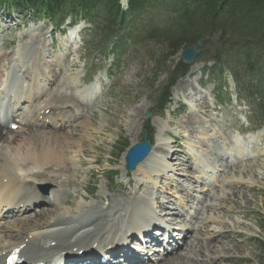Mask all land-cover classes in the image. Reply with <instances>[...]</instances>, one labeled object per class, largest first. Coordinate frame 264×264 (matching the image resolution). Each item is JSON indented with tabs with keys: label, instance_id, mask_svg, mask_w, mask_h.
<instances>
[{
	"label": "bare ground",
	"instance_id": "1",
	"mask_svg": "<svg viewBox=\"0 0 264 264\" xmlns=\"http://www.w3.org/2000/svg\"><path fill=\"white\" fill-rule=\"evenodd\" d=\"M76 29L77 27L75 31L78 33ZM24 35L27 34L21 36ZM22 38L20 40L24 44L23 48H26L32 40L29 37ZM36 56L40 57L41 65L35 60ZM15 57L13 76L19 79L17 73L23 72V75L29 74L30 80L25 89L21 87L23 91L8 97L6 93H2L0 100V115L3 113V117H0V214L3 211L2 207L5 206V213L0 215V219H7L4 222L0 221V264H5L9 257L15 255L33 264L50 261L55 255L62 253L71 255L74 249L90 251L67 262L61 261L59 264H152L147 252L152 249L147 245H158L162 250L161 257H155L157 260L154 264H226L237 258L246 259L242 238L251 235L250 229L231 218V215L236 210L238 199L247 200L242 189L244 186H249L250 182L243 181L241 177L239 180L228 179L229 191L222 185L217 191L207 190L208 195L203 197L204 201L209 199L207 209L202 208L198 215L193 211L194 214L191 215L196 221L191 222L186 219L185 211L182 210L183 213H180L176 207L174 211L166 208L165 204L169 198L163 197L158 188L156 192L149 194V199L144 197L147 183L156 184L158 180L162 183L160 180L167 174H177L178 167H184L186 175L191 174L189 170H194L188 161L185 162L186 165L183 164V159L174 153L181 140L180 133L183 132L173 128L171 135L168 136L171 143L164 144L158 140V146L151 147L147 157L132 171L136 172L132 179L128 177L129 173L124 171L122 178H126L127 185L134 183L133 191H112L114 195L107 203L100 194L90 197L93 200L91 203L81 196L79 199L83 203L73 199L68 206V199L64 200L67 198L66 189L71 186L74 192L76 189L82 190L84 176H81L80 181L76 176L82 166L81 158L87 155L85 150L92 149L86 144L89 143L88 140L93 139L94 133H102V129L106 130L111 126L110 119H107V122L100 119L99 127L95 129V121L98 118L96 112L92 110L97 105L93 97L100 96L96 84L81 92L73 93L72 98L76 102L69 107L66 106L67 103L60 90L63 92L76 88L73 83L79 77V73L72 77L63 74L58 78L55 69V74L51 75L45 70L50 68L46 64V56L37 50L33 53L31 50L29 55L18 51ZM7 58L5 53H0V63L7 61ZM3 66L2 64L1 68ZM195 70L196 67L191 66L189 73L193 74ZM182 93L191 94V98L195 97L191 100L195 104L192 103L190 110L198 111L197 107L203 109L208 107L204 94H201L197 87L179 83L175 94ZM5 102L11 103L8 111ZM90 102L94 103L90 104ZM68 107L70 109H67ZM21 109L22 112H16ZM6 111L7 114H4ZM207 112V110L203 111V115L206 116ZM142 113L143 109L140 108L129 111L125 122L129 126L133 121L138 122ZM194 117L188 116L179 124L187 128L190 122L196 120ZM12 119L18 121L19 129L17 128L16 132L8 129L9 124L14 122ZM205 122L207 121L199 122L195 132V135L202 136V142L192 141L189 145L192 165L196 167V161L203 162L197 159L194 149H201L197 144L200 146L205 144L203 146L205 147L208 143H205L206 137L211 138L210 152L221 156L224 162L209 163L207 167L211 169L204 168L208 172L202 171L203 175L200 174L197 183L208 186L213 184L215 174L220 175L238 168H242V175L255 176L254 164L249 165V170L243 166L246 167V164L251 163L249 160L245 161L249 153L255 160L263 155L258 149H254V143H258L246 138L248 141L245 149L239 139H231L228 142L230 148H227L224 154L223 142L214 137L213 126L216 124H204ZM167 132L162 128L159 135ZM189 136L192 138L191 134ZM220 139L226 141L222 137ZM152 151L161 155V160L154 158ZM72 154L79 156L78 159L71 157ZM123 158L124 156L121 161ZM94 162L95 160L92 161ZM238 162L245 165L241 163L242 166L239 167L241 164ZM258 167L261 174V167ZM59 174L64 176V179H61ZM152 176L154 180L151 179ZM185 179L182 183L187 181ZM174 181H171L173 185H175ZM44 184L53 187L48 197H42L38 191ZM105 187L107 188L106 185ZM188 189H185L188 194L199 191L194 190L195 188ZM87 195L89 194L86 192ZM115 195H119V198ZM75 197L78 195L75 194ZM59 203L68 207H62ZM99 203L102 205H98ZM180 203L179 201V206ZM229 203L233 205L227 206ZM183 206L186 207L184 204ZM153 207L161 211L164 216L173 217L167 220L169 221L167 227L183 224V227L177 230L183 234L180 239L181 246L175 239V233H171V230L158 223V214L152 210ZM206 211L209 215H206ZM29 213H32L33 217L27 216ZM208 223L215 224L212 232H208ZM187 224L189 227H186ZM159 231L165 235L164 239H160ZM206 237L208 240L205 242ZM132 239L135 240L134 243ZM131 244L136 247H132ZM103 259L105 263L101 262Z\"/></svg>",
	"mask_w": 264,
	"mask_h": 264
},
{
	"label": "rangeland",
	"instance_id": "2",
	"mask_svg": "<svg viewBox=\"0 0 264 264\" xmlns=\"http://www.w3.org/2000/svg\"><path fill=\"white\" fill-rule=\"evenodd\" d=\"M120 6L125 9L126 1L120 0ZM151 15L152 22H158L160 19H164L161 18V16H165V13H157L154 11ZM24 18V15L21 12H17L16 9H0V53H5L8 56L7 61L0 63V99L2 98L1 96H3L2 93H6L7 97L9 95H17L19 91H23V89L26 88V84L30 80L29 74L23 75V72H20V74L19 72L17 73L19 79L13 76V68L14 65H16L15 53L20 51L23 53L26 52L29 55L31 54V50L32 53L37 50L39 53L46 56V64L49 65L50 68L45 70L50 72L51 75L56 73V77L61 78L63 74L72 77L79 73V77H77L73 83L74 87L76 85V88L63 92L60 90L63 99L67 103L66 106L71 107L73 103L76 102L72 98V94L77 93V91L83 87L86 79L89 80V76H92L93 78H91V80H96L98 82L100 95H98L99 97L97 98L93 97L95 102H97V105L92 109L96 112L98 118L95 121V129L99 127L100 119L105 122H107V119H110L109 121L111 122V126H109L108 129H102V133H94L93 139L88 140L89 143L86 145L92 147V149L87 148L85 150L87 155L81 158L83 161L82 166L78 169L79 174L76 176L79 181L81 180V176H84L82 190L76 189V192H74V188H71V186L67 188V198H64V200L68 199L69 201L67 205L73 199L83 203L82 200L79 199L81 196L84 197L88 203H91L93 200L90 197L99 194L102 196L103 201L107 203L114 195L112 191H133L135 188L134 183L127 185L126 178H122L125 171L124 162L123 160L121 161L122 156H125L130 147L141 143L142 132L148 133V140L152 148L153 146L156 148L159 142L164 144L171 143L168 136L171 135V128H173L183 132L180 133L181 140H179V146L174 153L176 155L178 154L179 157L183 159V164L186 165L185 162L188 161L190 167L194 170H189L191 174L186 175L184 173L185 168L178 167L177 174H167L164 179L162 178L160 180L163 184L165 183V185L159 183V180L156 184L147 183L145 185L147 187V192L144 194V197L149 199V194L156 192L158 188V191L160 190L159 193L162 194L163 197L166 196L169 198V201L165 204L166 208L170 211H174L176 207L180 213H183L182 210L185 212L189 211L186 214V219H189L191 222L196 221L191 215L194 214L193 211L198 215L197 213H199L202 208L204 209L206 207L207 209L209 199L204 201L203 197L208 195L210 190L214 189L217 191L222 185L223 188L229 191L230 186H228L229 183L227 184L228 179L239 180L241 177L243 181L250 182L251 184L249 186H244L242 189L243 192H245L247 200L238 199L236 210L231 215V218L238 220L250 229L251 235H245L242 238V247L246 259L237 258L226 264H259L257 241L264 243V131L254 136H257L259 142V149L256 143H254V149H258L263 155L258 160H255L254 156L252 157L249 153L248 157H245V161L249 160L251 163L246 164V167L243 166L249 170V165L254 164L255 176H251L250 174L242 175V168L233 169L232 171L230 170V172H224L220 175L218 174L214 180L215 183L213 182L214 186H212V189L208 192V186L205 187L203 183H197L199 180L198 178L201 176L199 174H202L204 170L208 172V170L197 168V166L201 165L203 167V163H217L220 161L222 164L224 160L220 158L221 156L210 152L212 148L210 144L211 138L208 137L205 138V143L208 142L205 147H203L205 144L203 146L197 144V147L201 149H194L198 156L197 159L203 161L202 163L196 161V167H194V165H192V156L189 152V145L192 141L200 140L198 143L202 142V136L195 135L199 122L207 121L204 124H216L217 127L213 126L215 129L214 137H217L223 142L224 154L227 148H230L228 142L237 136L236 131H251L256 129L254 123H248V119L251 120L249 107L235 101L234 98L233 103L231 105L226 104L227 106L221 105L219 102L212 99V94L219 84H224L226 86L223 97H228L230 94H233V78L227 72H223L221 76L216 75L217 73L214 72L216 65L210 61L208 56L206 59L197 58L192 66L196 67L195 72L190 74V67L187 75L179 79L172 86L169 90V102L165 109L160 111L155 108L157 98L162 89L167 86L169 74L180 60L181 53L185 49L179 51L174 57L169 58L165 64L159 67L162 61L161 55L164 45H161V42L153 35V38H149L145 33L140 34L137 38L138 44L136 45L126 41V51L113 58L109 54V50L103 51L104 39H102L99 34L92 33V27L89 24H83V28L77 27L76 30H78V33L75 38L72 39V37L69 36L71 32L68 29V24L71 22L69 20L64 22L57 33H53V26L47 19L30 22L29 19ZM166 18L165 16V19ZM148 19V17H143L139 21L145 22ZM22 34L27 35L21 36ZM22 37H29V39L32 40V42L29 43L30 46L28 44L26 48H23L24 44L20 40ZM189 47L195 48V45ZM35 60L41 65L39 56H36ZM2 64L4 65L3 68H1ZM55 69L56 71L54 73ZM66 82H69V80H66ZM179 83H187L189 86L192 85L197 87L199 91H201V94H204L203 97L208 107L206 106L205 109L197 107L199 112L190 110L193 106L192 103H194L191 102V100L195 97L191 98V94L188 93L175 94L177 84ZM92 103L94 102H90V104ZM10 104L11 103H6L5 105L7 111ZM69 107L67 109H70ZM137 108L143 109V113L138 118V122L133 121L129 126L128 123L125 122L126 117L129 111L132 112ZM205 110L208 111L206 116L203 115V111ZM22 111L23 109L20 111L17 110L16 112L19 113ZM146 113L150 114L149 119L145 117ZM188 116L197 117H194L196 120L194 119V121L190 122L189 126L185 128L179 123L185 121ZM13 121L14 122H11L9 125V128H7L16 132V129L12 128H16L19 125L17 120L14 119ZM192 123L194 124L192 125ZM162 128L166 129L168 132L164 135H159ZM152 131L153 135L151 136L150 134ZM190 134L192 138L189 136ZM220 137L226 139V141L220 139ZM121 144L123 145L121 146ZM232 144L231 142V145ZM245 149H247V147H245ZM152 156L161 160V155L155 154L154 151H152ZM71 157L78 159L79 156L76 157L72 154ZM93 160H95L94 163H92ZM238 163L241 164L242 162ZM242 164L239 167H241ZM243 165H245V163ZM258 166L261 167V174ZM195 168H197L200 173H197ZM206 168L209 169L207 165ZM128 173L130 179L136 174V172ZM59 177L64 179V176L60 174ZM151 179L154 180L155 178L152 176ZM184 179L187 181L182 183ZM172 180H175V185L171 183ZM105 185L107 188L109 187V189H107ZM52 188L51 185L44 184L38 191L42 197H48ZM188 188H195L194 190L199 191H193L188 194L186 193L187 191H185V189L189 190ZM143 190L145 189L143 188ZM86 192L89 195L86 196ZM75 194L78 195V197H75ZM14 195L12 197H14ZM194 196L199 198V201H196ZM115 197L119 198V195H115ZM212 198L215 199L214 197ZM179 201L182 203H180V206ZM59 204L62 207L69 206H65L61 203ZM183 204L186 205V207L183 206ZM98 205L102 204L99 203ZM232 205L233 203L227 204L229 207ZM152 210L157 212L158 223L160 222V225L164 228L173 231L176 228L180 230V228L183 227V224L167 227V225H169V221L167 220L173 217L164 216V214L155 207H153ZM31 214L32 213L26 215L33 217ZM206 215H209L208 211H206ZM5 220L7 221L6 218L0 219L1 222ZM214 225L213 223H208V232H212V228L215 227ZM186 227H189V224H187ZM159 236L160 239L165 238L163 233H159ZM207 240L208 237H206L205 242ZM134 242L135 241H133V243ZM136 246H138V243H136ZM147 246L151 247L152 245ZM155 251L159 252L160 250L156 249ZM152 254L153 256H151ZM157 255V252L152 251L150 253L149 258L150 260L152 259V264L157 260L155 259Z\"/></svg>",
	"mask_w": 264,
	"mask_h": 264
},
{
	"label": "trees",
	"instance_id": "3",
	"mask_svg": "<svg viewBox=\"0 0 264 264\" xmlns=\"http://www.w3.org/2000/svg\"><path fill=\"white\" fill-rule=\"evenodd\" d=\"M124 1L125 9L120 0H0V9H16L29 21L47 19L56 30L66 20L83 21L104 39L103 51L109 50L113 58L126 51V41L136 45L140 34L153 35L164 45L159 67L200 42L197 58L209 57L218 76L227 72L238 98L249 103L254 119L264 125V0ZM154 11L167 18L152 22ZM143 17L149 19L139 21ZM188 70L180 60L173 67L157 110L165 109L169 90ZM257 246L259 264H264V243L257 241Z\"/></svg>",
	"mask_w": 264,
	"mask_h": 264
},
{
	"label": "water",
	"instance_id": "4",
	"mask_svg": "<svg viewBox=\"0 0 264 264\" xmlns=\"http://www.w3.org/2000/svg\"><path fill=\"white\" fill-rule=\"evenodd\" d=\"M201 43L196 42L195 48L187 47L181 53L180 61L185 66H192L195 62L196 57L200 54ZM145 117L150 118V114L146 113ZM151 151V145L148 142L147 136L145 132L141 133V143L135 144L130 147L125 156H124V164L125 170L127 172H132L134 169L147 157V155Z\"/></svg>",
	"mask_w": 264,
	"mask_h": 264
}]
</instances>
